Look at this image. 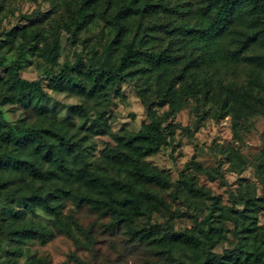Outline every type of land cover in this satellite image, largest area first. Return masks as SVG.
<instances>
[{"label": "rangeland", "instance_id": "obj_1", "mask_svg": "<svg viewBox=\"0 0 264 264\" xmlns=\"http://www.w3.org/2000/svg\"><path fill=\"white\" fill-rule=\"evenodd\" d=\"M78 1L0 0V150L38 159L47 171L52 164L51 158L44 160L45 156H54L56 151V137L51 129L66 135L70 144L64 150L72 169L82 171L84 167L109 184L128 179L140 191L156 195L157 201L150 206L154 207L151 219L143 216L137 223L150 221L175 233L196 235L214 196L217 204L210 217L213 246L204 247L201 243V250H194L176 245L174 261L168 264L191 263L195 253L201 254V264H264V112H247L234 103L230 113L222 117L218 106L219 98L231 95L232 90L236 91L235 96L264 95V41L259 37L247 52L260 65L253 62L229 69L201 66V81L209 80L212 88L207 97L199 96L197 103L190 98L185 100L182 92L175 95L176 103L163 102L159 90L163 91V81H170L172 74L142 63L126 80L94 96L78 89L57 90L49 86L44 74L48 68L58 72L65 63L81 62L87 66L102 60L115 61L123 44L133 36L140 43L145 31L150 40L145 46L161 49L180 37L172 32L185 13L207 0H140V12L124 20L126 32L121 35L109 18L124 0H95L89 6L90 22L78 30L72 23L71 31L67 30L65 23L73 20ZM146 2L154 5L144 10ZM240 20L235 23L233 37L256 34L260 28L254 26L251 18ZM55 39L58 47L50 62L43 52ZM187 50L198 52L192 44ZM16 62L21 64L19 76L40 80L41 89L47 94L38 108L13 94L9 67ZM142 67L146 69L143 71ZM81 77L86 82L85 75ZM76 105L85 108L86 116L78 113ZM149 113L161 122L164 143L158 152L141 161L150 171L169 180L164 187L137 183L122 162L126 153L119 137L135 134L141 126L148 125ZM41 129L47 132L37 134ZM38 135L43 141L36 138ZM6 137L8 142H4ZM0 178L7 185L0 193L1 199L5 193H17L22 186L27 192L29 183L43 193L55 190L57 185V178L31 182L25 174L14 171ZM72 193L79 194L80 189H73ZM7 199L0 203V223L51 226L53 217L41 206L31 210L19 199ZM70 201L57 204L64 205L62 223L70 225L73 235L56 229L47 243L35 239L28 243L29 252L27 244L23 246L26 255L34 254L42 264H158L135 252L123 233L104 230L103 224L109 220L101 215L106 211L101 205L97 210ZM10 243L9 239L0 240V264H7L5 249ZM240 250L251 252L247 261L245 252L237 255ZM26 255L15 264H29Z\"/></svg>", "mask_w": 264, "mask_h": 264}, {"label": "trees", "instance_id": "obj_2", "mask_svg": "<svg viewBox=\"0 0 264 264\" xmlns=\"http://www.w3.org/2000/svg\"><path fill=\"white\" fill-rule=\"evenodd\" d=\"M93 2L95 0H79L76 14L72 21L65 23V28L71 31L70 26L73 23L78 30L88 24L90 22L88 19L89 6ZM139 2L140 0H124L115 14L109 18V23L117 34L121 35L126 32V27L123 25L124 20H128L135 12H140ZM151 5L154 4L146 2L144 10H147ZM185 14L183 20L172 32L180 37L167 42L161 49L155 50L145 46L150 42L145 31L140 37V43L134 36L125 42L115 61L102 60L97 65L87 66L81 62L73 65L65 63L58 72H55L51 67L48 68L44 74L49 80V86L62 91L78 89L81 92H87L89 96H94L103 93L107 88H112L117 82L126 80V77L133 73L135 66L142 63L165 71L169 70L172 74L170 81L167 78L163 81V91L159 90L163 102L176 103L175 95L182 92L185 95V100L190 98L197 103L199 96L207 97L212 88L209 80L201 81V66L229 69L253 62L256 65L264 63V60L255 62L254 56L247 55L259 37L264 41V0H207L203 5L198 4ZM248 18L252 19L254 26H260L257 33L245 35L242 38L233 37L235 23L240 19L248 20ZM56 40L44 48L43 57L50 62L55 59L53 52L58 47ZM190 44L195 46V49L198 50L197 53L193 51L188 53L187 48ZM20 67L19 62L13 63L9 67V80L10 86L14 88L13 94L21 102L26 100L27 104L38 108L47 94L42 91L40 80L29 81L21 78L19 76ZM145 69L142 67L143 71ZM82 75H85L86 82L90 81L89 85L83 82ZM235 93L236 91L232 90L231 95L226 94L219 98L218 106L222 117L230 113V106L234 103L247 112H264V95L237 93L235 96ZM74 108L81 116H86L87 112L82 105H76ZM148 116L150 118L148 125L141 126L135 134L119 137V141L124 147L123 151L126 153L122 162L128 167L131 176L137 180V183H153L164 187L169 184V180L156 171H150L141 161L144 156L158 152L164 143L161 122L150 113ZM51 131L56 137L53 141L56 151L54 156L47 154L44 159L51 158V170L44 171L38 159L29 155H18L8 149L0 150V175L11 171L23 173L31 182H35V180L50 181L57 178L55 190L47 193H43L39 187H35L31 183L28 184L30 187H27V192L22 190L25 186H22L17 193L7 194L4 192L6 195L3 199L8 200L9 197H12L13 200L19 199L31 210L41 206L53 217L50 227L41 223H32L31 225L12 222L7 226L0 223V240L9 239L11 241L5 249L7 264H15L20 257L26 255L23 246L27 244L26 248L29 252L30 244L28 243L35 239H38L42 244L47 243L49 238L55 236L56 229H60L62 233L73 235L70 225L62 223L64 205L59 207L57 204L59 201L64 202L68 199H71L70 202L74 204H86L97 210L101 205L106 210L101 215L108 217L109 220L108 223L103 224L104 230L123 233L135 252L158 262V264H168L174 261L176 245L194 250L196 247L201 250V243L204 247L213 246V226L210 217L217 204L216 197H211L209 213L205 215L203 225L197 226L198 233L196 235L171 232L162 229L156 223H150V221L147 224H138L137 221L143 216L147 220L151 219L154 207L150 208V206L157 201V196L140 191L136 183L130 182L128 179L126 181L117 180L109 184L98 174L88 173L84 167L82 171L72 169L64 150L70 142L66 139V135L64 136L53 129ZM46 132L47 130L41 129L37 134ZM8 137L4 142L9 141ZM36 138L43 141L39 135ZM4 146L7 145L4 143ZM63 177L67 180H62ZM181 181L191 186L188 180L182 179ZM6 186L0 178V193ZM77 188L80 189V193L73 195V189ZM3 199L0 195V203ZM151 201L154 202L151 203ZM76 226L80 230L81 227ZM244 252L246 254L244 258L247 261L251 252L240 250L237 255ZM26 256L29 264H42L41 259H35L34 254ZM184 263L201 264V254L195 253L191 263L186 261Z\"/></svg>", "mask_w": 264, "mask_h": 264}]
</instances>
